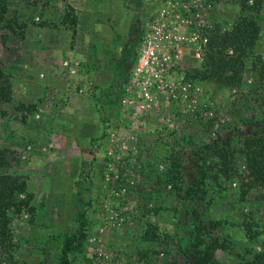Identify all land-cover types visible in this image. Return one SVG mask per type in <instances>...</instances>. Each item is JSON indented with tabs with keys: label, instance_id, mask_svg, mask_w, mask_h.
I'll list each match as a JSON object with an SVG mask.
<instances>
[{
	"label": "rangeland",
	"instance_id": "374dc122",
	"mask_svg": "<svg viewBox=\"0 0 264 264\" xmlns=\"http://www.w3.org/2000/svg\"><path fill=\"white\" fill-rule=\"evenodd\" d=\"M6 1L21 26L0 40L12 81L10 99L0 102V147L18 160L0 173L26 178L34 210L13 217L14 248L0 251V264H59L82 209L87 238L72 264H189L195 211L215 222L225 264H248L264 249V182L240 150L248 119L264 121V71H256L264 0L254 13L242 0ZM243 14L260 34L241 84L193 78L207 38ZM146 40L157 59L143 76L134 68ZM208 141L235 149V171L207 177L199 203L169 176L179 162L195 185L192 151ZM204 154L217 159L215 150Z\"/></svg>",
	"mask_w": 264,
	"mask_h": 264
},
{
	"label": "trees",
	"instance_id": "16d2710c",
	"mask_svg": "<svg viewBox=\"0 0 264 264\" xmlns=\"http://www.w3.org/2000/svg\"><path fill=\"white\" fill-rule=\"evenodd\" d=\"M243 11L247 13L258 12L261 8V0H242ZM9 5L6 0H0V40L6 41L8 32H16L20 29V23L14 16L10 17ZM260 34V24L253 21L248 15H241L232 28L224 32H217L207 38L205 55L200 67L193 70V78L212 81L224 86H238L243 80L247 68V61L253 53ZM127 62V56L122 55L118 64L123 67ZM256 71L262 74L264 61ZM125 70V69H124ZM123 70V72H125ZM12 95L11 77L4 69L0 57V102H5ZM252 127L249 134L243 139L241 152L246 157L247 169L255 179L264 182V121L260 119H248ZM212 142H203V147L192 151L193 158L197 162V182L187 186L182 177L181 164L176 162L171 169V183L179 182L177 187L182 197L203 203L206 197L207 177L230 176L235 171L233 155L235 149L231 145L220 144L212 146ZM214 148V149H211ZM215 150L216 160L208 163L205 151ZM18 157L10 148L0 147V167L8 168ZM177 179V181H174ZM33 193L28 188L26 178L16 173H0V251L11 252L14 248L12 236L13 217L20 213H32ZM199 211H195L194 228L190 235V245L184 252L189 264H225L216 254L219 248H224L221 239L215 234V222L209 217H202ZM78 223L75 232L63 240L59 264H72L76 254L82 252L88 232V219L85 209L76 215ZM148 239L151 237L147 233ZM175 264H180L176 262ZM248 264H264V249L255 253Z\"/></svg>",
	"mask_w": 264,
	"mask_h": 264
},
{
	"label": "built area",
	"instance_id": "2783aa9c",
	"mask_svg": "<svg viewBox=\"0 0 264 264\" xmlns=\"http://www.w3.org/2000/svg\"><path fill=\"white\" fill-rule=\"evenodd\" d=\"M197 57L201 58L202 55L200 52H197ZM177 58L178 54H171L166 57V59ZM157 59V47L152 40H146L143 44V48L139 54L138 62L134 68V73H138L144 76L145 70H148L152 67V64Z\"/></svg>",
	"mask_w": 264,
	"mask_h": 264
}]
</instances>
